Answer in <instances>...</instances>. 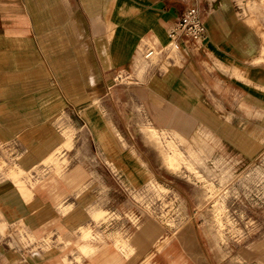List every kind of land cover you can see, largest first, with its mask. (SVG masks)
Listing matches in <instances>:
<instances>
[{"label":"rangeland","instance_id":"rangeland-1","mask_svg":"<svg viewBox=\"0 0 264 264\" xmlns=\"http://www.w3.org/2000/svg\"><path fill=\"white\" fill-rule=\"evenodd\" d=\"M108 1L101 0L103 8ZM31 2L0 0L1 50L40 44L30 31ZM86 2L80 1V14L87 18ZM248 7L244 21L262 40L256 58L264 66V0H251ZM255 85H241L232 99H219L223 92L217 88L219 98L203 103L208 116L193 118L192 131L181 125L184 140L149 124L127 134L122 118L102 112L58 118L63 141L33 170L17 166L0 147V180L16 187L34 182V192L47 193L50 213L39 239L21 219L15 222L10 235L16 244L10 247L48 254L53 264H264V87ZM166 154L175 156L176 167L164 161ZM75 167L84 178L71 184L65 173ZM82 200L86 220L63 228L68 220L61 215ZM2 223L6 235L7 220ZM140 235L147 242L142 249L132 244ZM83 242L88 245L81 253Z\"/></svg>","mask_w":264,"mask_h":264},{"label":"crops","instance_id":"crops-1","mask_svg":"<svg viewBox=\"0 0 264 264\" xmlns=\"http://www.w3.org/2000/svg\"><path fill=\"white\" fill-rule=\"evenodd\" d=\"M80 1L32 0L30 31L40 44L0 48V147L24 170L43 164L62 143L57 122L65 114L120 117L121 131L132 135L148 124L183 134L182 124L192 131L193 118L208 116L203 103L217 88L223 92L219 99H232L241 85L264 87V72L257 74L264 66L254 62L262 40L236 10L235 0H109L104 8L101 0H88L87 18L80 14ZM190 7L206 28L205 39L177 38L178 48H171L168 34ZM149 47L160 51L157 64L142 54ZM120 75L124 78L117 80ZM129 78L133 81H125ZM65 175L71 184L84 178L80 167ZM23 182L20 189L10 179L0 180V227L3 219L8 223V234L0 230V264H53L56 259L48 254L10 247L16 244L10 235L15 222L21 219L39 239L50 215L47 193ZM86 208L82 200L72 213L61 215L68 220L63 228L83 223ZM132 244L142 249L147 242L140 235Z\"/></svg>","mask_w":264,"mask_h":264},{"label":"built area","instance_id":"built-area-1","mask_svg":"<svg viewBox=\"0 0 264 264\" xmlns=\"http://www.w3.org/2000/svg\"><path fill=\"white\" fill-rule=\"evenodd\" d=\"M249 1L250 0H235V8L241 16H246L249 8ZM205 33L206 28L200 20L197 10L194 7H190L170 30L168 34L170 40L169 46L174 49L178 48L179 42L177 38L180 40L201 43L205 39ZM142 54L151 62L150 57L157 55L158 59L160 51L149 47L146 48ZM167 58H169V55H167Z\"/></svg>","mask_w":264,"mask_h":264},{"label":"bare ground","instance_id":"bare-ground-1","mask_svg":"<svg viewBox=\"0 0 264 264\" xmlns=\"http://www.w3.org/2000/svg\"><path fill=\"white\" fill-rule=\"evenodd\" d=\"M263 49H264V47H263ZM261 57H263V54L258 58V60H260V58ZM151 58V63L153 62H156L157 61V55H153V56H151L150 57ZM152 58L153 59H155L156 58V61H154V60H152ZM254 62H258L257 61V58L256 59H254ZM181 140H184L185 139V135L184 134H182L181 132H174ZM167 155V154H166ZM163 155V159H164V161L168 164V165H170L171 167H176L177 166V164L175 163V156L174 155ZM18 186V188H20V189H23V185H21V184H18L17 185ZM79 247L81 248V250H84V249H87V245L85 244V245H79Z\"/></svg>","mask_w":264,"mask_h":264}]
</instances>
